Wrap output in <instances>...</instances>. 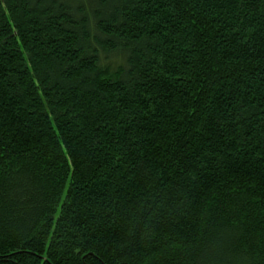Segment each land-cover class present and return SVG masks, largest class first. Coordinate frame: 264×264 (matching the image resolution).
<instances>
[{"label":"trees","instance_id":"trees-1","mask_svg":"<svg viewBox=\"0 0 264 264\" xmlns=\"http://www.w3.org/2000/svg\"><path fill=\"white\" fill-rule=\"evenodd\" d=\"M0 264H264V0H0Z\"/></svg>","mask_w":264,"mask_h":264}]
</instances>
